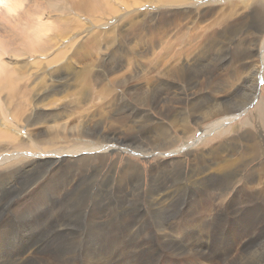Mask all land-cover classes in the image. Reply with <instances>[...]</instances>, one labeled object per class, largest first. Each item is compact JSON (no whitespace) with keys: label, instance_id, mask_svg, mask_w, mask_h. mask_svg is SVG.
Returning <instances> with one entry per match:
<instances>
[{"label":"rangeland","instance_id":"1","mask_svg":"<svg viewBox=\"0 0 264 264\" xmlns=\"http://www.w3.org/2000/svg\"><path fill=\"white\" fill-rule=\"evenodd\" d=\"M92 1V4L105 11L108 9L114 10V17L112 15L111 18L106 16L99 21L92 17V15H88L86 11L77 10L73 12L71 16V18L73 17L71 27L73 33L71 32L68 34L67 30L65 36H56L53 41L55 48L47 57L40 58L30 53L24 57H18L19 59L15 58L17 65L24 63L23 67L26 70L32 69L31 73H33L53 61L55 56H61L65 52H68V45L70 42L74 43L75 51H77L76 56L74 55L72 64L67 68L68 71L71 72L69 77V89L67 88L66 90V94H70L68 96L64 94L67 98L60 95V102H56L60 103L58 105L49 102L36 103V107H40L38 109L40 114L44 112L50 115L59 112V121L57 119L55 122H50V124L46 123L48 125L44 124L45 126H40L39 129L42 128L40 130L35 126H33V129L29 128L31 129L30 132L29 129H26L28 131L20 133L19 142H14L13 139V137L15 138L14 135H16V132L12 134L11 139L5 137L1 139L0 145L2 142L3 145L7 144L8 146L6 145L7 148L6 146H0V173L3 169L1 163L5 160H10L13 158L14 154L17 153L25 154V156L19 157L21 160L25 161L33 159L31 155L39 156L43 154L45 157L50 156L53 158L57 156V163L48 165V173H46L47 175H43L45 178L42 177V179H39L33 184L34 187L31 186V189L29 188L27 190L28 193H32L39 187L41 188H39L38 191L43 189V184L48 180H52L49 178L53 177L54 179L59 173L58 170L63 169L67 163H69L70 167L75 169V171L72 172L73 175L71 174V185L69 188H72L80 180V185L86 180H88L89 184L95 181L101 188L110 189L112 192H108L107 194L111 196V194L114 195V192L117 194L120 191L116 189L123 187L126 189L125 199H129L126 202L121 196V203L127 206L130 199H134V196L139 194L142 199L141 204H145L144 211L147 212V201L149 200L148 191L151 187H155L160 192L157 193L159 196L166 195L159 186L151 185L150 176L154 175V177H156L161 174V172L172 170V173H169L180 174L183 181L177 185V188L180 189L179 192L175 187H170V185L173 186L174 182L167 184V186L170 187V192L167 196H169L168 198L172 197L170 201L177 202V204H186L187 199L192 197L196 201L201 199L197 205L194 199H191L190 203H188V205L192 207L190 209V216L200 222L205 220L212 222L215 220L219 223H227L220 224L223 226L222 235L228 245L229 257L230 260L232 259V264H264V217L261 218V221L259 220L252 224V226L249 225L248 228L247 226L234 223L237 212H244L242 210L243 208L250 205L251 208L250 206L247 208H249L253 214L259 209L261 210L264 208L262 204L256 203L260 195L264 196V0H165L167 2L163 0H142L143 6L139 9L131 7V11L125 9L118 0ZM103 2L104 4H102ZM57 5L60 7L59 3H57ZM57 18L68 20L70 17L62 12H53L50 21L47 22V28L49 29L48 34L51 32L49 25H52L51 29H53L54 32L56 30L58 33L60 29L68 25L66 22L56 21ZM142 20L144 21L142 23L143 25L141 24ZM134 23H137V25L131 27ZM138 23H140V25ZM148 23L150 25H148ZM135 28H137V30ZM141 30H143V32L138 36ZM135 32H137L136 35ZM153 32L155 35H153ZM54 34H56V32ZM134 40L140 44L146 42V47H137V51L136 48L133 47ZM123 44L127 45V47L125 45L122 47ZM114 45H117L116 49L112 47ZM106 51L108 52L106 55L107 58L106 56L104 57ZM123 52H125L127 56H125ZM110 53L113 54L110 55ZM123 55L125 56L124 58ZM121 59L123 61H121ZM64 61L65 58L59 62L64 63ZM245 64L248 65L247 68H250V70L243 68ZM240 66L242 70H239ZM196 69L199 70L197 71ZM258 71H260V74L256 80V77L252 75L249 76V74ZM244 82L246 83L245 85L243 84ZM150 87L156 90L153 94H146L142 91L144 88L148 89ZM210 87H219L220 90L212 91ZM239 88L241 89L239 90ZM76 100L77 102L75 103ZM23 105L25 104L23 103ZM224 107L226 108L224 109ZM28 109L30 108L28 107ZM28 109L23 113L24 116L22 120L31 113ZM217 109H220L223 114L213 116L214 111ZM0 110V121L4 124V128L9 127V129H11L12 127L10 126L12 122L10 123V120H7L9 119L8 115L10 113L6 115L7 112L3 111V108ZM203 112L207 113L204 114ZM63 113L64 116L61 115ZM233 113L234 115L232 116ZM18 116L19 114L16 116L13 114V122L18 121ZM5 117H7V121L5 120L3 122L2 120L3 118L5 119ZM43 117L45 120L49 119L46 116ZM72 121H74V123ZM19 122L21 127V120H19ZM19 125L17 124V126ZM184 126L189 129L187 135H184L182 131ZM158 128L167 132V138H161L162 131H159ZM35 130L42 132V135L35 137ZM88 130L90 133H88ZM12 131H14V129ZM33 131L35 132L33 133ZM205 131H207V133ZM156 132H158L159 135L156 134ZM171 134H173L174 137H172ZM44 135L45 137H42ZM28 136L29 138H27ZM56 136L57 138H54ZM203 137L205 138L202 140ZM214 140L215 142H213ZM10 141H13V143L10 144ZM43 141L45 143H42ZM14 143L17 145L15 144V146ZM73 144L75 146H73ZM82 144H84L85 147H83ZM79 145L81 147H79ZM218 145L220 147L217 148ZM246 145L247 147H245ZM37 146L40 147L36 149ZM190 146L191 148H188ZM195 146H197V148ZM225 146L227 150H225L226 148L224 150L219 149ZM230 146L232 147L230 148ZM39 149L41 151H39ZM213 150H215V152H213ZM221 150L226 152L224 153ZM63 153L66 155L65 157ZM79 153H82L79 157L74 156V154ZM69 154L73 155L70 156ZM255 154H257L258 157ZM187 155L193 156L192 158L194 160ZM242 155L243 157L245 156V158L247 156L246 164H250L248 167L245 162L241 165L242 162L240 161H245ZM103 156H106L107 160H104ZM7 157L9 158L7 159ZM240 158L243 159L240 160ZM61 159L65 161L62 162ZM76 160L81 161L75 163ZM228 161H230V163L232 162V165L230 164L232 167L229 165ZM84 162L88 164L86 167H84ZM198 164L201 166L198 167ZM114 165L115 167H113ZM216 165L218 168L222 166V169H218ZM131 166L140 167L145 173V176L141 179H134V182L128 185L122 184L119 181L121 174ZM193 166L194 168H201L200 170H202L203 174L191 177V174L194 173ZM179 167H183L184 169L180 171L181 168ZM211 169L214 170L212 171ZM217 171L219 172L217 173ZM152 172L154 173L152 174ZM41 174H43V172H41ZM251 175L257 177H255L257 180L255 179V181L252 182L253 184L247 181V177ZM198 177L201 180V185H192V183L196 182ZM140 180L142 181L141 183ZM225 180L231 182L227 185V188L222 186ZM126 181L130 182L131 179ZM256 183H259V185H256ZM98 184L95 185L98 186ZM135 188L138 191H135ZM216 188H220L222 191ZM234 195L239 196L236 197ZM17 199L18 198L13 199V204L17 202ZM23 199H25V195L22 197V200ZM134 200L137 202L136 199ZM233 201H235V203ZM238 202L240 203L238 204ZM198 205L199 209L203 207L206 212L204 210L201 212V210L198 209L196 211L198 213L195 214V209ZM255 208L256 210H252ZM199 212H201V214H199ZM211 212L214 213L212 214ZM183 215L187 216L188 214L184 212ZM144 216L146 217L147 214ZM203 216H205V219L203 218L202 220ZM224 216H226L225 219ZM80 218L82 219L84 216L81 215ZM140 221L141 218H138L135 223L130 225L128 234L132 237L130 229L134 226L137 232L139 231L138 235L140 233L139 237L144 239L143 237L146 238L148 236V232L143 229L144 224ZM103 222L104 226H110L109 223L111 221L109 222V220L104 219ZM21 223L22 222L17 219L12 225L22 226ZM127 224L129 223H126V225ZM137 226L139 228H137ZM260 234H262V236ZM15 239L17 238H12L11 240ZM28 241L29 236L24 238L22 246L26 245ZM105 244L106 242L103 241V246ZM96 247L98 248L97 244ZM0 248V251H2V248L5 247L0 246ZM214 259L215 260L212 262L203 261L202 264H221L220 259ZM117 260L120 264H127L124 262L123 256L118 257ZM105 264H108V262H105ZM178 264H181L180 260Z\"/></svg>","mask_w":264,"mask_h":264},{"label":"bare ground","instance_id":"2","mask_svg":"<svg viewBox=\"0 0 264 264\" xmlns=\"http://www.w3.org/2000/svg\"><path fill=\"white\" fill-rule=\"evenodd\" d=\"M118 1L127 10H130L131 7H135V9H139L141 6H143L142 0H118ZM163 1L167 2L165 0H163ZM56 2L59 3L60 7H58ZM92 2H93L92 0H0V109L3 108V111L7 112L6 115H8L10 113L8 115L9 119H7V117H5V119L3 118V120L2 119L1 120L4 122L7 119L8 121L10 120L9 121L10 123L12 122L11 123L12 125L10 126L12 128L9 129V127L4 128V124L0 121V141L4 137L11 139L12 134L14 132H16V135H14L15 138L13 137V139H14V142H16V141L19 142L20 135H21L20 133H22L24 131H28L26 129H29V128L33 129L34 128L33 126H35L36 128L38 127L37 129H39L40 126H43L46 123L50 124V122L51 123L55 122L59 118V116H58L59 112L47 115L49 113L45 114L44 112L40 111L43 116H46L47 118H49V119L45 120L44 117L39 113L38 109L40 107L37 108L36 103L37 102L56 103L59 101L60 95H62V97H63L64 94H66L67 88L69 89V81H70L69 77L71 75V72H69L67 68L72 64L74 55L76 56V54H77L76 53L77 51H75L74 43L73 42L69 43L68 52H65L64 53L65 55L63 54L61 56H55L53 61H51L47 65L39 68L38 71L33 72V73H31L32 69L26 70L23 67L24 63L17 65L15 62V58L24 57L26 55H29L30 53H33V55H36L37 57H40V58L47 57L52 52V50L55 48V46H54L55 44H53V41L56 38V36H59V35H61L62 37L65 36L67 33V30H68V34H70L72 32L71 27H72V22H73L72 18L73 17L71 18V16H72L73 12H75L77 10H82V11L84 10V11H86V13L88 15H92V17H94L95 19H98L99 21H101L102 18H104L106 16L111 18V15L113 16L115 14L114 10L108 9L105 11V10L99 8L98 6H95L94 4H92ZM106 3L109 4L108 2H106ZM169 3H171V2H169ZM102 4H104V2ZM103 7H105V6H103ZM53 12L54 13L62 12L64 14H67L68 17H70L68 20H62L61 18L56 19V21H59V22H66L68 24V25H66L68 27V29L65 26L63 29H60L59 33L55 30L56 34H54L55 33L54 30L51 29L52 25H49L51 32L48 34L49 29L47 28V22L50 21V17L52 16ZM143 22L144 21L142 20L141 24ZM138 24L140 25V23H138ZM136 25H137V23H134L131 25V27L136 26ZM148 25H150V24L148 23ZM135 29L137 30V28H135ZM132 30H133V28H132ZM141 32H143V30H141L139 32L138 36L141 34ZM136 33L137 32H135V35H136ZM153 35H155L154 32H153ZM151 38H153V37H151ZM126 41H127V38H126ZM149 42H150V40H149ZM115 44H116V42H115ZM146 44H147L146 42H143V44H140V43H137L135 41L133 43V47L136 48V50L138 51L137 47H141V46L144 47ZM124 45L125 44H123L122 47ZM125 46L127 47V45H125ZM129 46H130V44H129ZM112 47H115V49H116L117 45H114ZM126 47H125V49H126ZM129 48H132V47H129ZM175 50H176V48H175ZM107 51L104 54V57L108 54ZM126 51H127V49H126ZM111 52H113V51H111ZM123 53L125 54V52H123ZM111 54H113V53H110V55ZM128 54H130V53H128ZM114 55H115V52H114ZM114 55H113V57H114ZM125 56H127V55L125 54ZM125 56L123 55V58ZM64 58H65L64 63L59 62ZM106 58H107V56H106ZM101 60H104V59H101ZM116 60H118V59H116ZM121 61H123V60L121 59ZM244 62H246V61H244ZM247 66L248 65L245 64V65H243V68L250 70V68H247ZM251 66H252V64H251ZM196 70L198 71L199 69H196ZM239 70H242L241 66L239 67ZM85 72H87V71H85ZM259 74H260V71L253 72V73L249 74V76L252 75V76L256 77L255 78V80H256L259 77ZM91 81H93V80H91ZM243 84L245 85L246 83L244 82ZM128 87H129V85H128ZM210 89L212 91H219L220 90L219 87H210ZM240 89L241 88H239V90ZM75 91H78V90H75ZM84 91H86V90H84ZM142 91L146 94H153L154 91H156V90H155V88L150 87L148 89L144 88ZM67 96L66 97L64 96V97L67 98ZM84 97H85V95H84ZM76 102H77V100L75 101V103ZM80 102H82V101H80ZM23 103L25 105H23ZM200 103H201V100H200ZM56 104L58 105L60 103H56ZM242 104H243V102H242ZM28 107L30 109H28ZM161 107H163V106H161ZM225 108L226 107H224V109ZM27 109L30 110L31 113L22 120V118L24 116L23 113H25L27 111ZM15 113L19 114V116L17 118L18 121L13 122V120H12L13 114L15 116L17 115ZM206 113L207 112H205L204 114H206ZM222 114L223 113L221 112V110L217 109L216 111H214L213 116L222 115ZM61 115L64 116V113ZM79 115H81V114H79ZM208 115H210V114H208ZM233 115H234V113L232 114V116ZM19 120H21V122H22L21 127L19 125V123H20ZM58 121H59V119H58ZM180 121H181V119H180ZM72 122L74 123V121H72ZM81 123H82V121H81ZM90 123H92V122H90ZM17 124L19 126H17ZM102 124H104V123H102ZM46 125H48V124H46ZM172 126H175V125H172ZM90 127H92V126H90ZM211 127H212V125H211ZM13 129H14V131H12ZM21 129H22V131H21ZM40 129H42V128H40ZM52 129H55V128H52ZM97 129H99V128H97ZM206 129H208V128H206ZM30 130L31 129H29V132H30ZM158 130L162 131L161 132V136H162L161 138H167V132L165 130H162L159 128H158ZM35 131H33V133L35 132L34 133L35 137L42 135V132H40V131L38 132V130H35ZM182 131H183L184 135H187L189 133V129L186 126L183 127ZM213 131H211V132H213ZM96 132H98V131H96ZM158 132H156V134H158ZM205 132L207 133V131H205ZM88 133H90L89 130H88ZM98 135H100V134H98ZM171 135H172V137H174L173 134H171ZM42 137H45V135ZM27 138H29V136ZM54 138H57V136ZM95 138H97V137H95ZM204 138L205 137H203L202 140ZM46 139H48V138H46ZM214 139H215V137H214ZM227 139H229V138H227ZM194 140H196V139H194ZM33 141H35V140H33ZM213 142H215V140ZM226 142H229V141H226ZM12 143H13V141H10V144H12ZM42 143H45V142L43 141ZM59 143H63V142H59ZM69 143H70V141H69ZM91 143H93V142H91ZM229 143H231V142H229ZM15 144L16 143H14V145ZM6 145H3V143L1 142L0 146H6ZM64 145H66V144H64ZM77 145H78V143H77ZM80 145H79V147H81ZM82 145H83V147H85L84 144H82ZM7 146H6V148H7ZM73 146H75V145L73 144ZM191 146L188 148H191ZM197 146H195V147L197 148ZM39 147L37 146L36 149ZM42 147H44V146H42ZM218 147H220V146L218 145L217 148ZM231 147L232 146H230V148ZM245 147H247V145ZM55 148H57V147H55ZM75 148H78V147H75ZM225 148H226V146L224 148L221 147L219 149L224 150ZM62 149H64V148H62ZM73 149H74V147H73ZM76 150H75V152H76ZM225 150H227V148ZM248 150H250V149H248ZM34 151H35V149H34ZM39 151H41V150L39 149ZM53 151H55V150H53ZM232 151H234V150H232ZM28 152H30V151H28ZM31 152H32V149H31ZM213 152H215V150H213ZM222 152H224V151H222ZM82 153L74 154V156L79 157L80 154H82ZM228 153H229V151H228ZM249 153H250V151H249ZM232 154H233V152H232ZM26 155H28V154H26ZM63 155H64V153H63ZM72 155H70V156H72ZM243 155H242V157H243ZM255 155H257V154H255ZM21 156H25V154H23V153L14 154L13 158H11L10 160H5L4 162L1 163L3 169L0 173V246L5 247V248H2V251H0V264H105V262H108V264H120L119 261L117 260L118 257H120V256H123L124 262H126L127 264H178L179 260H180L181 264H202L203 261L212 262L213 260H215L214 258L220 259L221 264L222 263L223 264H232V259L230 260V257H229L228 245L226 244V242L223 238V235H222V227L223 226L220 224V223L223 224L226 222H220L219 223L218 221H215V220L212 222L207 221V220L200 222L199 220L197 221L194 218H191L192 216H190V211H191L190 209L192 207L189 206L188 203H190L191 199H194L193 197L190 199H187L186 204H177V202L175 203V202L170 201L172 197L168 198L169 196H167V195L170 192L169 191L170 187H175L178 192L180 191V189L177 188V185L182 183V181H183L180 174H171L172 173L171 172L172 170H171L168 172L167 171L163 172V173L161 172V174L157 175L156 177H154V175L150 176L151 182L153 183V184L151 183V185L159 186V188L162 191H164L166 193V195L159 196V194H157L159 191L155 187H151L150 190L148 191L149 192L148 193L149 200L147 201V207H148L147 209L148 210L146 212V211H144L145 210V208H144L145 204H141L142 199L140 198L141 196L139 194L138 195L134 194L135 196L132 195V196H134V199H136L137 202H135V200L133 198H131L130 202L127 206H124L125 204L121 203V196L124 199L126 196V194H125L126 189H124L123 187H121L120 189H116L118 191L120 190L117 194L115 192H114V195H112L110 193L111 196H109L107 194L108 192H112L110 189L101 188L99 186V184L95 181H93L92 184H89L88 180H86L83 184H81L82 185L81 186L79 184V183H81V180H80L72 188H69L71 185V182H70L71 174H72V172L75 171L74 168L70 167L69 163H67V165L63 169L58 170L59 173L56 175V177L54 179L51 176L52 178H49V179H52V180H48V179H47L48 181L45 180L46 183L43 184V186H42L43 189H40L38 191V189L41 188V187H39L35 191L32 190L33 191L32 193H28L27 190L31 186H33V184H35L39 179H42V177H44L43 176L44 174L48 173V165H51V164L53 165V164L57 163L58 160H56V159H58V158H57V156L55 158L50 157V156L45 157V155L41 154L39 156L31 155L33 159L30 158L31 160L25 161V160H21L19 158ZM29 156H30V154H29ZM65 156L66 155H64V157ZM58 157H59V155H58ZM96 157H98V156H96ZM100 157H102V156H100ZM257 157H258V155H257ZM8 158L9 157H7V159ZM106 158H107L106 156H103L104 160H107ZM243 158L245 161H240V162H242V164L240 163L241 165H243L244 162L246 164L247 156H246V158H245V156ZM242 159L240 158V160H242ZM249 159H251V158H249ZM61 160H62V162L65 161L63 159H61ZM212 160H213V158H212ZM233 160H231V161H233ZM80 161L81 160H76L75 163L80 162ZM196 161H198V160H196ZM201 161H203V160H201ZM237 161H239V160H237ZM228 162H229V165L232 163V162L230 163V161H228ZM177 163H178V161H177ZM180 163H181V161H180ZM204 163H205V159H204ZM202 164H203V162H202ZM87 165L88 164L86 162H84V167H86ZM217 165H216V167L218 168ZM249 165L250 164H248L247 167ZM200 166L198 164V167H200ZM113 167H115V165ZM165 167H166V165H165ZM198 167L194 168V166H193L194 173L191 172L192 173L191 177L203 174L202 170H200L201 168L199 169ZM202 167H203V165H202ZM82 168H83V166H82ZM179 168H181V167H179ZM204 168H205V166H204ZM207 168H208V165H207ZM183 169L184 168L182 167L180 171H182ZM218 169H222V166ZM242 169H244V168H242ZM211 170L213 171L214 169H211ZM41 172H43V174H41ZM169 172H171V173H169ZM205 172H206V170H205ZM218 172L219 171H217V173ZM224 172H226V171H224ZM153 173L154 172H152V174ZM180 173H182V172H180ZM254 173H255V170H254ZM149 174H151V173H149ZM117 176H118V174H117ZM144 176H145V173L141 170L140 167L131 166L128 170H126L125 172H123L121 174V178L119 181L122 184L124 183V184L128 185L129 183H133L134 179L135 180L141 179ZM246 176H248V175H246ZM234 177H235V175H234ZM255 177L256 176L251 175V176L247 177V181L252 183L257 178V177L255 178ZM128 179H131V181L130 182L126 181ZM209 180H210V177H209ZM141 182L142 181L140 180V183ZM170 182H174L175 184L173 183V186L170 185V187H169V186H167V184ZM248 182H247V184H248ZM229 183H231V182H228L227 180H225L224 183L222 184V186L224 188H227V185ZM95 184H98V186ZM257 184L259 185V183H256V185ZM192 185H194V186L201 185L200 178L198 177L196 182L192 183ZM257 187H259V186H257ZM210 189H212V188H210ZM207 190H209V189H207ZM217 190H221V189L218 188ZM135 191H138V190L135 188ZM193 191H195V190H193ZM223 191H225V190H223ZM242 191H244V190H242ZM133 192H134V190H133ZM237 193H238V191H237ZM24 195H25V199L22 200V197ZM172 195H173V193H172ZM236 195H234V196H236ZM238 196H236V197H238ZM157 197H158V199H157ZM263 197L264 196L260 195L257 198L256 203L262 204V206H264ZM15 198H18V199H17V202L15 204H13L14 203L13 199H15ZM128 199H125V201L127 202ZM177 201H178V199H177ZM179 201H180V199H179ZM200 201H201V199L199 201L195 200L196 205ZM236 201H238V200H236ZM239 201H240V199H239ZM233 202L235 203V201H233ZM191 203H193V202H191ZM239 203L240 202H238V204ZM136 204H137V206H136ZM242 205H243V203H242ZM249 206H247V207H249ZM209 207H211V206H209ZM247 207L242 209L244 212H242V211L237 212L234 223L237 225H241V226H247V228H248L249 225L252 226V224L256 223L257 221H259V220L261 221V218L264 217V208L261 210L259 209L255 214H253L251 212V210ZM250 208H251V206H250ZM193 209H194V207H193ZM198 209H199V205L195 209V214L198 213V212H196ZM204 209L202 207L199 210H201V212H202ZM252 210H256V208L252 209ZM144 212H146V213H144ZM184 212H186L188 215L187 216L183 215ZM201 212H199V214H201ZM145 214H147L146 217L144 216ZM81 215H83L84 218L81 219L80 218ZM204 217L205 216L202 217V220ZM225 217L226 216H224V219H225ZM138 218H141L140 222H143L142 224H144L143 229L146 232H148V236L146 235L147 236L146 238L143 237L144 239L139 237L140 233L138 235L139 231L137 232V229L134 226L130 229V233H131L132 237L128 234L130 225L135 223ZM17 219L20 222H22L21 223L22 226L12 225V223H14V221ZM104 219L109 220V222L111 221L109 223V225H110L109 227L104 226V222H103ZM199 219H201V218H199ZM223 220H221V221H223ZM126 223H129V224L126 225ZM137 228H139V227L137 226ZM140 228L142 229L141 226H140ZM152 231H153V233H152ZM143 235H144V233H143ZM260 235L262 236V234H260ZM27 236H29V241L26 245L22 246V242H23L24 238H26ZM12 238H17V239L11 240ZM256 240H257V238H256ZM103 241L106 242V244L104 246H103ZM258 242H259V240H258ZM253 243H255V242H253ZM96 244H97L98 248L96 247ZM250 247H252V246H250ZM118 252H121V253H118ZM260 264H262V263H260Z\"/></svg>","mask_w":264,"mask_h":264}]
</instances>
